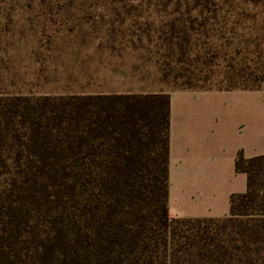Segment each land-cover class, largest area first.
Returning a JSON list of instances; mask_svg holds the SVG:
<instances>
[{
	"label": "trees",
	"instance_id": "1",
	"mask_svg": "<svg viewBox=\"0 0 264 264\" xmlns=\"http://www.w3.org/2000/svg\"><path fill=\"white\" fill-rule=\"evenodd\" d=\"M173 6L192 15L172 24L179 62L237 10ZM231 71L222 90L263 88L264 63ZM169 166L170 94L0 96V264H264V155L238 153L247 189L220 219L169 215Z\"/></svg>",
	"mask_w": 264,
	"mask_h": 264
},
{
	"label": "rangeland",
	"instance_id": "2",
	"mask_svg": "<svg viewBox=\"0 0 264 264\" xmlns=\"http://www.w3.org/2000/svg\"><path fill=\"white\" fill-rule=\"evenodd\" d=\"M176 1L0 0V96L222 90L233 67H263L264 0H216L237 10L195 35L200 57L184 62L169 41L192 15Z\"/></svg>",
	"mask_w": 264,
	"mask_h": 264
},
{
	"label": "crops",
	"instance_id": "3",
	"mask_svg": "<svg viewBox=\"0 0 264 264\" xmlns=\"http://www.w3.org/2000/svg\"><path fill=\"white\" fill-rule=\"evenodd\" d=\"M170 94L168 200L173 218L220 219L247 189L238 153L264 155V87L260 90L106 91Z\"/></svg>",
	"mask_w": 264,
	"mask_h": 264
}]
</instances>
